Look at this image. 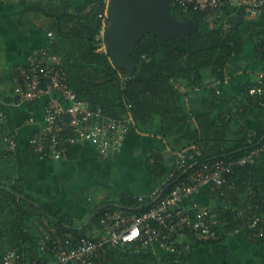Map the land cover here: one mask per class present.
Instances as JSON below:
<instances>
[{"label":"trees","instance_id":"16d2710c","mask_svg":"<svg viewBox=\"0 0 264 264\" xmlns=\"http://www.w3.org/2000/svg\"><path fill=\"white\" fill-rule=\"evenodd\" d=\"M22 2L27 12L43 16L41 27L44 30L54 33L50 52L61 57L69 76V85L91 109L101 107L105 114L118 117L131 113L136 126L158 122L173 149L181 150L195 144L203 151L201 161L239 157L264 142V119L259 115L264 112V95L249 92V87L256 81L245 84L234 103L216 119H213L212 112L223 99L218 92L211 95L209 111L201 115L193 114L187 102L189 89L203 87L207 75L225 80L234 74V63L244 50L240 25L232 24L224 28L217 20L209 19L210 13L192 9L185 11L171 0L170 10L175 18L181 22L192 20L193 27L186 36L167 39H161L153 31H146L131 52L134 68L129 72L127 68L117 66L110 53L103 48L100 34L110 24L111 17L104 20L100 13L106 10L107 0H94L86 10L75 7L70 0L55 4ZM3 9L4 3L0 2V12ZM263 42L264 38L257 42V51L264 58L261 52ZM12 73L1 79L7 78L14 83ZM11 85L14 90L15 84ZM254 111L256 119L263 121L262 124L253 129L246 128L243 122L238 129H234V122ZM6 134H13L8 118L0 123V185L11 186L20 196L0 188V261L8 249L15 248L28 263L31 257L40 255L38 238L43 234L44 227L43 224L32 226L30 223L40 221L48 224L47 230L57 226L78 236L87 233L68 226L70 218L55 203L12 182L17 161L16 153L6 150L3 140ZM29 151L32 159H41L31 149ZM79 151L80 145H76L68 150L67 156L77 157ZM258 160L255 164L235 169L231 175L235 188H227L225 195L210 185L206 187L211 197L229 203L228 208L217 211L214 223L222 234L221 240L228 231L233 230L236 224L234 216L243 208L251 205L255 214L264 212V188L256 178ZM148 162L153 172H160L162 162L159 155H150ZM174 185L175 181L171 178L163 186L162 194L170 191ZM117 198V203L135 208L138 212L152 206L150 198L142 203L129 193L119 194ZM116 206L109 203L97 208L92 221L100 227L103 214ZM225 221L228 223L225 224ZM190 236L195 241L191 248L197 244L217 245L221 241H201ZM181 251L180 254L176 253L178 256L169 253L163 258L182 257L184 250L181 248ZM132 256L145 259L147 255H143L140 245L126 244L109 249V257L115 264Z\"/></svg>","mask_w":264,"mask_h":264},{"label":"crops","instance_id":"0c3cea01","mask_svg":"<svg viewBox=\"0 0 264 264\" xmlns=\"http://www.w3.org/2000/svg\"><path fill=\"white\" fill-rule=\"evenodd\" d=\"M22 1L55 4L66 0H0L4 3V9L0 12L1 77L8 73L11 75L17 65H30L39 60L43 51L53 54L50 52L53 37L41 27L43 16L27 12ZM70 1L75 7L86 10L94 0ZM209 19L217 20L224 28L232 24L240 25L244 36V50L234 63L232 76L219 80L207 75L203 87L188 91V106L195 115L209 111V100L213 93L222 95V101L212 112L213 119H216L234 103L242 87L256 81L259 72L264 71V58L257 51V42L264 38V10L253 16L242 8L228 7L210 13ZM11 84L14 85L12 80L4 78L0 85V110L7 113L11 131L19 140V149L15 154L17 171L11 180L60 207L71 220L68 226L84 230L87 236H99L101 229L92 221L97 208L111 203L117 204L116 208L133 209L117 203L118 195L129 193L139 200L142 197L141 202L146 203L152 191L163 188L170 180L177 166L179 149L171 147L158 122L147 126L134 124L120 152L109 160L101 159L90 142L80 145L79 154L74 158L32 159L28 140L33 130L44 124L47 101L50 98L63 101V98L53 91L37 100H23L15 95ZM255 112L234 122V129H238L243 122L246 128L253 129L262 124L263 121L256 119ZM259 115L263 120L264 112ZM152 154L160 156L162 168L159 173L153 172L149 165L148 158ZM256 173L258 184L264 188V155L258 160ZM12 193L20 196L16 190ZM183 204L192 213L199 208H209L216 220L217 211L227 204L229 206L228 202L211 197L206 188L185 198ZM35 224L30 223L32 226ZM81 236L72 234L75 240ZM178 242L184 250L182 257L164 259L165 254L169 253L164 252L157 243H151L146 247L140 245L143 255H147L145 259L132 256L116 264H264V241H253L244 233L228 234L217 245L197 244L193 248L195 241L192 236L182 233Z\"/></svg>","mask_w":264,"mask_h":264},{"label":"built area","instance_id":"2783aa9c","mask_svg":"<svg viewBox=\"0 0 264 264\" xmlns=\"http://www.w3.org/2000/svg\"><path fill=\"white\" fill-rule=\"evenodd\" d=\"M174 3L185 11L192 9L208 13L239 7L254 16L264 10V0H174ZM100 16L104 20L109 17L107 8ZM49 35L54 36L52 31ZM261 52L264 54V42ZM12 76L14 93L20 99L37 100L53 91L63 98V101L57 98L47 101L44 124L34 129L28 140V149L41 159L66 158L69 149L86 142L96 147L103 160L112 159L120 152L135 124L133 115H107L101 107L91 109L87 106L69 85V76L59 55L43 51L39 60L30 65H17ZM249 92L264 95V71L259 72ZM6 118L7 113L0 110V123ZM3 140L7 152L18 151L19 140L15 135L6 134ZM263 153L264 142L255 145L247 154L230 159L220 157L201 161L203 151L199 146L194 144L181 149L177 153L176 169L170 175L175 185L164 195L163 188L152 191L148 197L152 204L150 209L138 212L135 208H115L106 211L100 218L101 234L96 237L83 235L75 240L72 233L51 226L39 241L40 255H34L25 263L24 255L10 248L0 264H114L109 249L126 244L146 247L157 243L166 253L180 254L178 237L182 233H190L201 241H220L222 234L214 226L213 212L204 207L192 213L183 201L208 185L225 195L227 188H235V181L231 180L235 169L255 164ZM228 207L227 204L223 208ZM234 220L233 230L226 235L244 233L253 241H264V218L262 214H255L251 205L240 210Z\"/></svg>","mask_w":264,"mask_h":264},{"label":"water","instance_id":"95a60500","mask_svg":"<svg viewBox=\"0 0 264 264\" xmlns=\"http://www.w3.org/2000/svg\"><path fill=\"white\" fill-rule=\"evenodd\" d=\"M171 0H107L111 22L105 34L107 52L112 61L131 72L134 68L131 52L146 31L155 32L161 39L186 36L194 23L181 22L170 10ZM14 192L10 186L0 185Z\"/></svg>","mask_w":264,"mask_h":264},{"label":"rangeland","instance_id":"374dc122","mask_svg":"<svg viewBox=\"0 0 264 264\" xmlns=\"http://www.w3.org/2000/svg\"><path fill=\"white\" fill-rule=\"evenodd\" d=\"M109 26V25H108ZM108 26L107 27H105L104 29H103V31L101 32V34H100V37H101V39H102V43H103V48L105 49V50H107L109 47H108V43H107V41L105 40V34H106V32H107V29H108ZM36 224L37 225H39V226H41L42 225V223L40 222V221H36ZM44 225V227H47V228H44L43 226H42V232H43V234H41V236L38 238L39 240H38V242L40 241V239L42 238V236L44 235V233L46 232V230L48 229V224L47 223H45V224H43Z\"/></svg>","mask_w":264,"mask_h":264}]
</instances>
